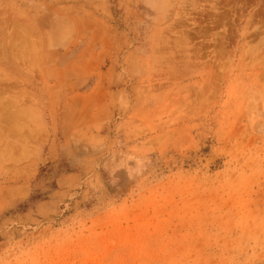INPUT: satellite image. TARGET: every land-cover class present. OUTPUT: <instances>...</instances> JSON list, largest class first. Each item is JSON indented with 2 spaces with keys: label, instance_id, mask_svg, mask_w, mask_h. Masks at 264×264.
<instances>
[{
  "label": "rangeland",
  "instance_id": "rangeland-1",
  "mask_svg": "<svg viewBox=\"0 0 264 264\" xmlns=\"http://www.w3.org/2000/svg\"><path fill=\"white\" fill-rule=\"evenodd\" d=\"M0 264H264V0H0Z\"/></svg>",
  "mask_w": 264,
  "mask_h": 264
}]
</instances>
